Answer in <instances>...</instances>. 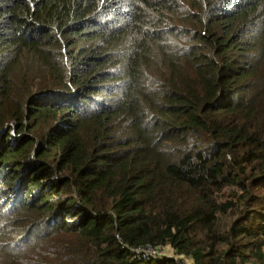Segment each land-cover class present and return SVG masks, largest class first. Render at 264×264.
<instances>
[{
    "label": "trees",
    "instance_id": "1",
    "mask_svg": "<svg viewBox=\"0 0 264 264\" xmlns=\"http://www.w3.org/2000/svg\"><path fill=\"white\" fill-rule=\"evenodd\" d=\"M145 245L264 264V0H0V264Z\"/></svg>",
    "mask_w": 264,
    "mask_h": 264
},
{
    "label": "built area",
    "instance_id": "2",
    "mask_svg": "<svg viewBox=\"0 0 264 264\" xmlns=\"http://www.w3.org/2000/svg\"><path fill=\"white\" fill-rule=\"evenodd\" d=\"M71 220L72 219H68V221H71ZM163 247H167V249L169 248L168 246H163ZM161 248L162 247H152L150 245H145V246H141L137 248H132V251H134L135 253H140V254L154 256V257H161V256L174 257L171 254H164Z\"/></svg>",
    "mask_w": 264,
    "mask_h": 264
},
{
    "label": "rangeland",
    "instance_id": "3",
    "mask_svg": "<svg viewBox=\"0 0 264 264\" xmlns=\"http://www.w3.org/2000/svg\"><path fill=\"white\" fill-rule=\"evenodd\" d=\"M68 219H74V218L73 217H67L66 220H68ZM161 249H162L164 254H171L172 256H175L178 259L182 258L184 263L188 264V262H189L188 259H184V257H182V256H177L174 252H172L170 247L168 249H167V247H162Z\"/></svg>",
    "mask_w": 264,
    "mask_h": 264
},
{
    "label": "clouds",
    "instance_id": "4",
    "mask_svg": "<svg viewBox=\"0 0 264 264\" xmlns=\"http://www.w3.org/2000/svg\"><path fill=\"white\" fill-rule=\"evenodd\" d=\"M72 220H73V219H72ZM72 220H71V221H72ZM67 221H68V220H67Z\"/></svg>",
    "mask_w": 264,
    "mask_h": 264
}]
</instances>
